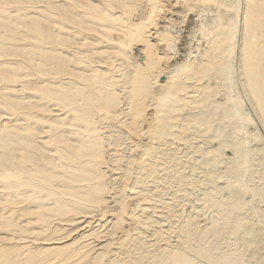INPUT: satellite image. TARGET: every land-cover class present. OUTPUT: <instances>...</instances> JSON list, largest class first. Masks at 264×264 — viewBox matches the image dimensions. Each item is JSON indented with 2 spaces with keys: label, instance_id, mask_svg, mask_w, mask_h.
<instances>
[{
  "label": "bare ground",
  "instance_id": "6f19581e",
  "mask_svg": "<svg viewBox=\"0 0 264 264\" xmlns=\"http://www.w3.org/2000/svg\"><path fill=\"white\" fill-rule=\"evenodd\" d=\"M261 126L264 0H0V264H264Z\"/></svg>",
  "mask_w": 264,
  "mask_h": 264
},
{
  "label": "rangeland",
  "instance_id": "374dc122",
  "mask_svg": "<svg viewBox=\"0 0 264 264\" xmlns=\"http://www.w3.org/2000/svg\"><path fill=\"white\" fill-rule=\"evenodd\" d=\"M182 18V17H181ZM190 18H188L187 17V24H186V22H185V25H184V23H183V26L182 27H178V29L180 30L179 31V33L178 34H182V36H181V39L183 38L184 40L186 39V41H188V42H190V41H193L192 43H189V46L190 47H192L193 45V47H195V44L196 43H198V41L200 40V33H198V32H200L199 31V29H198V27L195 25V22L194 21H192L191 19L189 20ZM191 21V22H189V21ZM192 22H194V25H193V23ZM189 24V25H188ZM191 24V25H190ZM187 26V27H186ZM189 26V27H188ZM191 27V28H190ZM197 27V28H196ZM181 28H182V30H181ZM191 30V29H194V30H189V31H187L186 33H185V31L184 30ZM184 29V30H183ZM197 30V31H196ZM194 31V32H193ZM182 32H184V33H182ZM188 32H192V33H188ZM188 33V34H187ZM191 34V35H190ZM196 34V35H195ZM190 35V36H189ZM186 38H185V37ZM189 38H188V37ZM192 36V37H191ZM196 37V38H194V37ZM190 39V40H189ZM195 39V40H194ZM197 40V41H196ZM191 44H192V46H191ZM258 131H260L262 134H263V136H264V128H262V126L259 128V130ZM264 157V152H258L257 154H253V157H252V160H253V162H254V165L251 167V168H249L248 167V164H246L247 166H246V168H244L243 170L245 171V172H247V170H249V173H252V174H254V175H256L255 177H254V179H255V181L256 180H258V178L260 177V175H258V174H260V172H263L264 171V160H262V158ZM257 162H259L258 164H257ZM245 165V164H244ZM259 176V177H258ZM260 179V178H259ZM259 181V180H258ZM258 181H256V182H258ZM263 182V181H262ZM245 183L247 184V185H250L251 186V183H252V181L249 179V178H246L245 179ZM252 187V186H251ZM259 197H263V196H259ZM245 211H249V210H245ZM254 216V217H253ZM253 216H251V218H252V220L251 221H257V219L258 218H256V216L255 215H253ZM242 228H243V226H241ZM221 228L223 229V231L221 232V237L219 238V245H220V247H223V246H227L226 247V249H231V250H229L228 252H233L234 254H236V252L233 250V248L235 247V245H234V243H232V241H234V240H231V238H232V235H231V233H232V231H233V229L235 228V224H232L231 226H228L227 224H222V226H221ZM248 230V229H247ZM236 236V235H235ZM229 245H231V246H229ZM221 252V251H220ZM245 255L243 256V258L244 259H246V258H248V259H252V257H251V255H248V252H247V250L245 249V251L243 252ZM235 256H237V255H235ZM246 262V261H245ZM262 261L261 260H259V264L261 263Z\"/></svg>",
  "mask_w": 264,
  "mask_h": 264
}]
</instances>
